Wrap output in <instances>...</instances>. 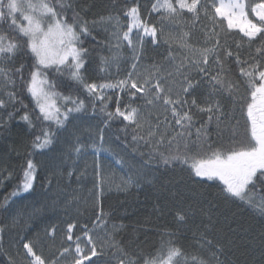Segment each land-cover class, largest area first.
Returning <instances> with one entry per match:
<instances>
[{
	"label": "trees",
	"instance_id": "trees-1",
	"mask_svg": "<svg viewBox=\"0 0 264 264\" xmlns=\"http://www.w3.org/2000/svg\"><path fill=\"white\" fill-rule=\"evenodd\" d=\"M38 1L81 49L41 66L0 0V264H264V169L238 193L194 173L257 145L264 0H244L252 35L228 26L218 0L168 13L157 0ZM136 20L148 32L139 55L128 41L115 50L113 23ZM36 71L52 115L32 96Z\"/></svg>",
	"mask_w": 264,
	"mask_h": 264
},
{
	"label": "rangeland",
	"instance_id": "rangeland-1",
	"mask_svg": "<svg viewBox=\"0 0 264 264\" xmlns=\"http://www.w3.org/2000/svg\"><path fill=\"white\" fill-rule=\"evenodd\" d=\"M182 6H185V0H157L154 11L168 13ZM11 7L20 14L18 26L26 35L29 46L41 66L78 60L81 48L73 30L59 20L49 6L38 0H11ZM216 11L219 16L225 18L230 28L238 32L252 35L258 30L257 22L251 21L245 13L244 0H218ZM253 11L258 21L264 20V3L257 4ZM113 25L115 50H119L121 43L128 41L132 54L138 56L141 40L148 36L147 29L137 20L127 30H123L119 23ZM3 43L4 40L0 37V46ZM136 78L134 74L129 75V79ZM30 90L40 111L45 115H52L53 102L44 91V82L38 71L32 77ZM249 114L256 147L223 158L200 161L194 166L196 176L223 180L230 191L238 193L255 171L264 169V78L254 92Z\"/></svg>",
	"mask_w": 264,
	"mask_h": 264
}]
</instances>
